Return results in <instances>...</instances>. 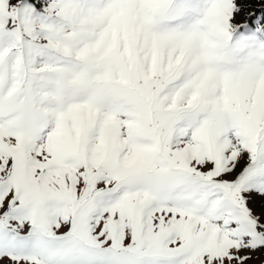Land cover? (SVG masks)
Masks as SVG:
<instances>
[{
	"label": "snow or ice",
	"instance_id": "6c2138e0",
	"mask_svg": "<svg viewBox=\"0 0 264 264\" xmlns=\"http://www.w3.org/2000/svg\"><path fill=\"white\" fill-rule=\"evenodd\" d=\"M0 264H264V0H0Z\"/></svg>",
	"mask_w": 264,
	"mask_h": 264
}]
</instances>
